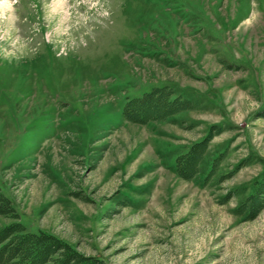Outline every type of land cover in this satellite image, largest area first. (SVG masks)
I'll list each match as a JSON object with an SVG mask.
<instances>
[{
	"label": "rangeland",
	"instance_id": "1",
	"mask_svg": "<svg viewBox=\"0 0 264 264\" xmlns=\"http://www.w3.org/2000/svg\"><path fill=\"white\" fill-rule=\"evenodd\" d=\"M156 87L194 107L127 121ZM263 181L264 0H0V188L28 231L105 264H264V210L237 214Z\"/></svg>",
	"mask_w": 264,
	"mask_h": 264
},
{
	"label": "trees",
	"instance_id": "2",
	"mask_svg": "<svg viewBox=\"0 0 264 264\" xmlns=\"http://www.w3.org/2000/svg\"><path fill=\"white\" fill-rule=\"evenodd\" d=\"M194 107L190 100L175 97L173 89L156 87L150 92L129 100L123 110L124 118L139 125L166 120ZM217 127L201 141L193 144L188 152L180 155L175 162V171L184 180L195 179L205 160L209 144ZM222 153L213 163L208 176L213 177ZM264 210V181L257 185L255 191L238 207L237 214L246 220H255ZM0 216L14 222L0 228V264H105L96 257H87L70 244L48 233L30 232L20 221V215L12 201L0 188Z\"/></svg>",
	"mask_w": 264,
	"mask_h": 264
}]
</instances>
